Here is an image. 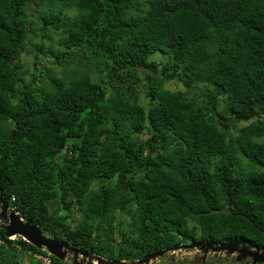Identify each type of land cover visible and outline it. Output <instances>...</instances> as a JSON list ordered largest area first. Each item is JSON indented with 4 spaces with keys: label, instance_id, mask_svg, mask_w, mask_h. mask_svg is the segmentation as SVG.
<instances>
[{
    "label": "trees",
    "instance_id": "1",
    "mask_svg": "<svg viewBox=\"0 0 264 264\" xmlns=\"http://www.w3.org/2000/svg\"><path fill=\"white\" fill-rule=\"evenodd\" d=\"M0 196L109 260L264 250V0H0ZM23 253L47 256L0 229V264Z\"/></svg>",
    "mask_w": 264,
    "mask_h": 264
},
{
    "label": "water",
    "instance_id": "2",
    "mask_svg": "<svg viewBox=\"0 0 264 264\" xmlns=\"http://www.w3.org/2000/svg\"><path fill=\"white\" fill-rule=\"evenodd\" d=\"M0 229L5 231L7 238L19 237L31 246L67 264H159V261L164 259L166 255L170 256V262L173 263L174 254L179 251H196V255L200 256L201 260L187 262L191 264H204L208 255H212L214 259L218 255H223L226 261H231L235 264L245 261L250 262V264H264V250L243 241L216 244L214 241L205 240L175 244L164 250L145 255L135 261L105 259L92 252L80 251L70 246L67 242L45 236L37 225L24 221L18 212L11 209L9 201L3 196H0Z\"/></svg>",
    "mask_w": 264,
    "mask_h": 264
},
{
    "label": "rangeland",
    "instance_id": "3",
    "mask_svg": "<svg viewBox=\"0 0 264 264\" xmlns=\"http://www.w3.org/2000/svg\"><path fill=\"white\" fill-rule=\"evenodd\" d=\"M22 64L24 66L23 70L25 69H29V72L31 71V68H32V57L27 54V53H23L22 54ZM165 87H167L169 90H176V89H184L183 86L181 85V83H175V82H170V83H166L165 84ZM142 102L141 104L146 108L147 107V100H145L144 96L142 95ZM242 125H245V123H239L238 126H242ZM234 135H237V132H234L233 133ZM79 217V215H78ZM123 220V226H122V229H126L130 220L129 218H122ZM15 237H11V240H13ZM196 251H182V252H177L174 254V259L175 261H173L174 263L177 262V264H183L181 262L185 261V260H188L187 262L189 261H200L201 260V257L200 256H196ZM30 258H31V254L29 253H23L21 255V264H30ZM207 260L209 261V258H211V255H208L207 257ZM168 260H171L168 258ZM179 260V261H177Z\"/></svg>",
    "mask_w": 264,
    "mask_h": 264
},
{
    "label": "built area",
    "instance_id": "4",
    "mask_svg": "<svg viewBox=\"0 0 264 264\" xmlns=\"http://www.w3.org/2000/svg\"><path fill=\"white\" fill-rule=\"evenodd\" d=\"M47 254V253H46ZM50 255L47 254V256L37 255L36 259H38L41 264H51Z\"/></svg>",
    "mask_w": 264,
    "mask_h": 264
},
{
    "label": "flooded vegetation",
    "instance_id": "5",
    "mask_svg": "<svg viewBox=\"0 0 264 264\" xmlns=\"http://www.w3.org/2000/svg\"><path fill=\"white\" fill-rule=\"evenodd\" d=\"M195 257H197V255ZM168 258L171 259L170 256L166 255V257L164 259L159 261V264H167L168 262H170V260H168ZM211 258L213 259L212 255H211ZM217 258L225 259V257L223 255H218ZM174 261H175V259H174ZM177 261H179V260H177Z\"/></svg>",
    "mask_w": 264,
    "mask_h": 264
},
{
    "label": "clouds",
    "instance_id": "6",
    "mask_svg": "<svg viewBox=\"0 0 264 264\" xmlns=\"http://www.w3.org/2000/svg\"><path fill=\"white\" fill-rule=\"evenodd\" d=\"M177 263V262H176Z\"/></svg>",
    "mask_w": 264,
    "mask_h": 264
}]
</instances>
